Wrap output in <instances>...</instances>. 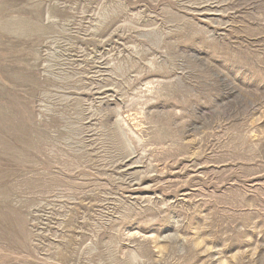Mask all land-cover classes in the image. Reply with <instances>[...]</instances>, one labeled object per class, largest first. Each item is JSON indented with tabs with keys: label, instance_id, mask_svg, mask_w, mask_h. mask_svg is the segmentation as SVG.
I'll return each mask as SVG.
<instances>
[{
	"label": "rangeland",
	"instance_id": "obj_1",
	"mask_svg": "<svg viewBox=\"0 0 264 264\" xmlns=\"http://www.w3.org/2000/svg\"><path fill=\"white\" fill-rule=\"evenodd\" d=\"M0 264H264V0H0Z\"/></svg>",
	"mask_w": 264,
	"mask_h": 264
},
{
	"label": "bare ground",
	"instance_id": "obj_2",
	"mask_svg": "<svg viewBox=\"0 0 264 264\" xmlns=\"http://www.w3.org/2000/svg\"><path fill=\"white\" fill-rule=\"evenodd\" d=\"M127 137V136H126Z\"/></svg>",
	"mask_w": 264,
	"mask_h": 264
}]
</instances>
